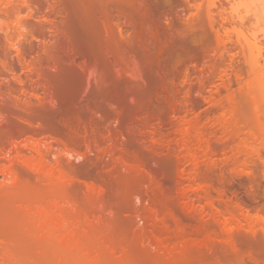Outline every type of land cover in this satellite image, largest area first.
Returning a JSON list of instances; mask_svg holds the SVG:
<instances>
[{"label":"rangeland","instance_id":"1","mask_svg":"<svg viewBox=\"0 0 264 264\" xmlns=\"http://www.w3.org/2000/svg\"><path fill=\"white\" fill-rule=\"evenodd\" d=\"M226 1L217 0V8H212L211 11L217 13L216 10H220L218 6L224 8L227 16L224 13L223 17L231 15L230 17L234 19L244 18L245 27L252 22L257 24L259 22V30L254 31L256 34L252 35L253 38L250 33L246 34L251 42L256 43L257 40V45L254 44L255 48H251V53L246 44L244 46L242 44L243 50L240 45H236L235 36L231 35L235 44L232 43V49V45L228 44L226 50L228 49L229 54L233 56L234 53L237 55L233 57L232 68L242 65L241 67L247 69L245 60H250L251 55L257 56L259 47L263 49L261 60L259 59L262 64L264 0ZM6 2L4 0L1 9H4ZM206 3L207 0H204L203 5ZM43 5L46 8L44 3ZM18 11L15 13L20 17L17 14L12 17V14L9 19L0 13L1 41L5 36L17 35V31L13 30L12 21L21 16L27 18L24 17L28 15L25 7L21 8L19 13ZM190 11L186 10L187 13L184 14L187 15ZM216 18L219 17L216 15ZM38 20L40 19H37V22L26 19L30 26L32 23L33 32L29 33L36 39H48L50 25ZM223 26L228 29L230 27L227 23H223ZM28 35L30 38L33 37L31 34ZM243 41L241 39V42ZM32 44L34 48L38 45L36 42ZM4 48H7V44ZM13 53L8 52V62L13 64L16 77L6 74L0 64V105L11 104L17 109L25 110L38 104V100L29 98V95H21L19 92L21 86L18 82L34 81L35 78L29 76L26 68L19 66ZM232 68H230L232 71L227 70L228 76H224L222 80H215L210 87L207 85L203 93L206 101L198 100L195 110H192L193 114L191 112L188 114L189 120L194 116L198 117L199 123L196 124L198 128H195L197 130L195 131H200L203 136L202 143L195 141L196 139L191 140V148L197 146L196 143L201 147L209 143L212 146H209L210 152H207L209 150L204 152L205 155L201 152L204 151V147L200 151H198L200 145L193 147L194 151L191 153L197 152L193 163L185 158L184 149L187 143L183 147L182 143L185 140L181 133L174 131V125L163 126L160 131H155L150 125L139 129V122L136 120L126 123L117 112L114 103L111 104L115 106L116 111L112 105L87 108V97L84 94L92 92L97 86L103 88L108 84H105L107 79H104L101 69L86 70L77 83L79 99L75 100L71 106L73 108H70L64 119L69 133L81 139L80 145L65 147L53 141L54 137L47 134H21L13 143H7L0 149V264H237L238 261H234V257L228 255L226 251L227 259L226 253H220V250L226 248L223 241L230 239L236 241L238 236L240 239L245 237L264 239V221L258 222L254 218L256 213L261 218L264 217V203L257 204V210H249L255 205L248 207L249 209L247 206L240 208L236 206L237 200L233 196L222 195L216 191L219 193L217 194L215 190L213 193L211 189L209 196L204 190L202 192L195 189L196 183L191 180L195 169L202 171L208 168L206 167V164L210 163L208 161L213 160L217 166L216 171L219 172L217 173L219 175L222 173L223 176L220 177L225 181L237 186L242 182L247 184L252 179L264 191V69L258 74L249 72L250 75H244L239 81L234 77ZM130 70V67H127L124 72H131ZM190 72L194 82V77L199 71L191 68ZM126 76L125 74L124 77ZM181 79V77L175 79L178 101H183L184 89L179 85ZM6 83L15 90L10 92L11 95L7 93ZM40 92L36 94L41 96ZM170 116L172 121L179 123L178 120L184 114L172 110ZM156 159H160L161 163ZM195 159L198 161L195 162ZM24 161L40 169L41 173L28 171L22 164ZM194 162L197 165L195 168ZM162 164L166 167L164 168ZM159 165L166 170V176L169 174L166 177L168 181L160 182L161 185L157 184L161 187L152 180ZM9 167L18 171L17 182L3 171ZM169 181H173L172 184ZM156 187L160 190H156ZM165 190L170 197L160 196L162 194L160 191L165 193ZM181 194L182 196H179ZM156 197L160 200L158 201ZM165 198L172 204L165 207L163 205ZM170 205L172 208L175 207L173 208L175 212L181 213V217L186 213L184 211L186 207V211L193 212L192 215L188 213L195 219L194 224L192 222L190 224L192 227L188 228L189 225L182 221L181 223L188 227L175 222L177 219L172 220L174 211L171 213L167 210L170 209L168 207ZM52 212L56 214H54L56 218L62 220L58 224L62 225V230H57L58 235L56 231H51L52 222L56 221ZM169 213L173 217L169 216ZM45 218L48 221L44 220ZM42 221L47 223V228L41 224ZM41 226H44L43 231L47 229L45 230L47 233L41 230ZM209 227L213 229L210 230ZM227 228L230 229L229 234L226 232ZM59 234L62 236L59 237ZM64 235V239L74 236V240H70L71 244L65 240L69 242L67 246L69 250L66 249L68 243L62 240L65 243L63 245L61 240L56 239H61ZM226 236H229V240ZM219 242L223 248H220L222 246ZM231 250L233 249L230 248L229 251ZM228 256L233 259H228ZM239 263L242 264L241 261ZM243 264L252 263L244 260Z\"/></svg>","mask_w":264,"mask_h":264},{"label":"bare ground","instance_id":"2","mask_svg":"<svg viewBox=\"0 0 264 264\" xmlns=\"http://www.w3.org/2000/svg\"><path fill=\"white\" fill-rule=\"evenodd\" d=\"M41 1L45 4L46 8H44ZM203 1L204 0H7L6 2L5 0L6 4L4 3V9H1L4 0H0V13L4 15L5 18L7 17L9 19V16L12 14L14 15H12V17H15L17 14L15 12L17 10L21 11V8L25 7L26 13L28 12V15L24 16L27 17L26 19H31L36 22L37 19H40L50 25L48 27L50 29L48 39H36L32 33H29L33 32V28L31 27L32 23L30 26V24L26 22V19L22 18L23 16L19 18L20 15L17 14L19 15V19H15L11 22L15 28H13V30L17 31V35L5 36L3 41L0 40V64H2L4 72L11 75L13 78L16 77L13 64L8 62V52L13 51L19 66L21 68H26L29 76L35 78L34 81L18 82L21 86L19 90L20 94L23 96L29 95V98L33 97L38 100V104L28 107L25 110L17 109L11 104L0 105V149L7 143H13L14 139L21 134H47L54 137L52 138L53 141L61 143L65 147L80 145L82 142L80 141L81 139L79 140L69 133L64 119L68 115L70 108H73L71 107L73 106L72 104L75 103L77 98L79 99L77 83L81 75H83L86 70L95 71L99 68L101 69L102 75L105 76L104 79H107V83L105 84L108 85L103 86V88L97 86L92 92L84 94L87 97L86 107L93 106L95 108H100L108 105L111 107V103H114L117 112L121 114L126 123L129 124L136 120L139 122V129H144L146 126L150 125L154 127L152 129L155 131H160L163 126L174 125V131L181 133V136L185 140V142L182 143L183 147H185L184 144L187 143V149H184L186 150L185 158L193 163V158L196 156L195 154L197 152L191 153L194 151V146L191 148L192 145L190 141L196 139L195 141L202 143L203 136L200 131L196 132L198 128L196 126L199 123H197L198 117L196 118L194 116L196 119L193 117L189 120L188 114L190 112L192 113V110H195L194 108H196L199 102L198 100L204 99L206 101L205 96H203L206 87L213 85L215 80H222L224 76H228L227 70L232 68L233 57L236 53H234V56L231 55V53L229 54L228 49L226 50L227 45H232V49L236 41V45H240L242 49L246 44V47L251 53V48L254 47V44L257 45V40L256 43H253L254 41L251 42V39L246 34L250 33L249 35L253 38L254 34H256L254 31H257V29L259 30V22L258 24L252 22L253 24L251 23L245 27V20L240 16H237L240 17V19H234L230 17L231 15L229 16L230 18L223 17V14L225 12L227 13V11L219 6L218 8L220 10L218 9L219 11L216 10L217 13H213L214 11H211V9L217 8V0H207L206 5L204 4L205 6L203 5ZM226 2H228V0ZM186 10H193V12L190 11L185 15L184 13L188 12H186ZM221 11H223L222 15L220 14ZM216 15L219 17L218 19ZM249 22L248 20V23ZM223 23H227L230 26L229 29L223 26ZM252 29L253 32H251ZM28 34H31L33 37L30 38L31 36ZM27 35L30 37L28 38ZM231 35L235 36V41L232 40ZM241 39L244 40L245 43L244 41L241 42ZM33 42L38 43L36 48H34ZM5 44H7L6 49L4 48ZM262 50L263 49L259 47L257 56L251 55L252 58L250 60L248 59L249 61L245 58L246 62H244L245 65L247 64L246 67L248 66L247 69L249 70L241 67L242 65H237L232 68L236 80L240 81L244 75H250L249 72L258 74L263 71L264 60L262 59V64L259 61L262 57ZM225 51H227V53ZM127 67H130L131 72H124V69ZM191 68H195V70L197 69V71H199V74L194 77V82L191 77ZM125 74L127 75L126 77H124ZM176 77L182 78L179 85L184 89L183 101H178L176 99L178 92V90L175 89ZM6 87L9 95H11L10 92L15 91L11 86H8L7 83ZM87 88L88 85H86V89ZM39 91H41V96L36 94ZM114 107L112 105V108L115 110ZM172 110L184 114V116L178 120L179 123L177 121H175L177 123L172 121L170 116ZM184 125L188 127L183 128ZM188 141L190 143H188ZM196 144L197 146L200 145L198 143ZM209 144L205 147L203 145L204 148L200 145V147H198L199 150H197L200 151L203 148L204 151L202 150L201 152L204 154L205 151L210 149ZM197 150L195 149V151ZM207 152H210V150ZM257 153H259V151ZM200 155H198V157ZM178 158L179 156L177 159ZM165 159L164 162H166ZM156 160H159V162L161 161L160 159ZM196 161H198V159H195V162ZM208 162H210L206 164L208 168L202 171L198 169L197 171L195 169L191 176L193 183H196L195 189H200L202 192L205 191L207 195H209V189H211L212 192L213 190H215V192L218 191L220 194L222 193V195L229 194L237 200L235 202L237 205H235L240 208L242 206L250 208L255 205L250 209L248 208L249 210H257V204L264 203V191L259 188V184L255 180L250 179L247 184H243L242 182L237 186L233 185L231 182H227L221 178L223 175L222 173V176L218 174L219 172L216 171L217 166L213 163V160H209ZM22 164L30 172L41 173L40 169L35 168L27 161H24ZM163 165L164 164H162V166ZM194 165V168L197 167L196 163ZM162 166H157L158 169H155L152 176V180L157 182H154L156 185H161L163 181H168L166 177H168L169 174L167 173L168 175L166 176V170L163 169ZM165 167L164 165V168ZM166 169L167 172H169L168 168ZM3 171L9 174L14 182H17L19 173L13 167H9ZM3 171H1L2 174L4 173ZM240 174L242 173L240 172ZM170 177H172V179L174 178L173 176ZM229 180L230 179H228V181ZM173 181H169V183L172 184ZM159 185L157 186L161 187ZM158 187H156V190H160ZM166 190L165 193L162 192L164 190L160 191L162 193L159 192L161 194L160 196H167ZM218 192L216 193L219 194ZM182 194L179 196H182ZM168 196L170 197L169 194ZM156 198L158 201L160 200V198ZM161 200L164 201V198L161 197ZM166 201L167 199L165 203L163 202L165 207L166 205L172 204V202L168 203V201ZM209 204L211 205V202H209ZM160 205L159 203V206ZM168 207L170 208L167 209L169 212L172 213V210L175 212V209H173L175 207L172 208V205ZM213 208L216 209L215 207ZM185 209L184 211L186 213L184 212L185 214L182 217L180 216L181 213L179 214L178 211L175 212V214L178 213L176 214L178 216L173 212L174 219L172 220L177 219L175 222H180L179 224L181 225L184 224H182L181 221L185 222L189 227L185 224L184 226L190 228L192 227L190 225L191 222L193 223L195 219L191 217L193 212L191 213L189 211L191 213L190 215ZM216 211L218 212V210ZM171 213H169V216L173 217ZM54 214L55 213H53V215ZM254 218H256L258 222L259 220L264 221V217L261 218L257 213ZM55 219V223L50 220L54 226L52 225L51 227V223H49L50 226L48 225V227H51V231L54 230L56 231L55 233H57L58 229L62 230V225L58 226L62 220L60 221L59 217L56 218V216ZM57 219H59V221ZM44 220L47 219L45 218ZM43 221L41 224H44L45 228H47V223H43ZM43 227L41 226L42 231ZM53 227L55 228L52 229ZM229 228L226 229L228 234L230 231ZM208 229L212 230L213 227L212 229L210 227ZM45 230L47 229H44L43 232H45ZM223 232L227 234L224 230ZM55 233L52 235L55 236ZM50 234L51 233H49V235ZM60 235L61 234H59V237ZM70 237L64 239V235L61 239H56L57 241L61 240L60 242H62V240L64 242L65 240L69 242L70 240L73 241L74 236L72 235V237ZM226 237L229 240V236ZM240 238L241 237L238 236L236 241H232L231 239L225 241L223 239L224 241H222L226 243L223 245H225L226 248H224L225 250H220V253L222 252L221 254H223V252H227L228 255L234 257L233 259L228 256V259L237 260L238 263L241 261L243 264V261L247 260L252 264H264V239ZM67 241L65 242L66 244L68 243L66 247L69 246V242ZM65 243H63V245H65ZM71 243L72 242H70V244ZM220 243L221 242H219V244ZM220 246L222 245L220 244ZM227 246H229V250L230 248L233 250L230 252ZM223 247L224 246L220 248ZM66 249H68V247ZM220 253L219 256L221 255ZM227 253L225 255L226 259Z\"/></svg>","mask_w":264,"mask_h":264}]
</instances>
